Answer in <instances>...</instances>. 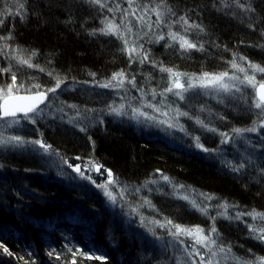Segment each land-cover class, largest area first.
I'll return each instance as SVG.
<instances>
[{
    "label": "trees",
    "instance_id": "trees-1",
    "mask_svg": "<svg viewBox=\"0 0 264 264\" xmlns=\"http://www.w3.org/2000/svg\"><path fill=\"white\" fill-rule=\"evenodd\" d=\"M104 2L114 9L119 5V10L109 12L85 0H26L27 15L22 20L16 15L17 0H0L4 21L0 35L12 36L0 41V48L10 45L0 52V69L11 68L0 72V86L11 84L12 73L24 88L39 84L46 90L55 86L54 77L64 81L56 93L48 94L34 123L24 117L15 118L20 122L12 127L0 122V136L40 140L54 150L44 153L31 143L0 146V264H71L69 249L93 256L77 255L76 264H183L167 242L159 241V231L175 230L173 224L199 226L206 234L214 225L218 234L211 235L217 245L230 247L226 252L238 264H255L264 257V243L254 239L248 225L260 227L264 221L235 216L253 208L264 212V142L254 138L250 143L232 131L263 120L252 104V89L214 97L197 84L184 99L175 100L174 90L164 92L173 79L160 67L187 74L181 76L187 88L189 76L200 77L204 72L243 76L230 64L237 53V63L251 75L247 61L264 66V48L260 47L264 45V0H240L254 11L239 8L235 0H166L175 15L166 13L164 24L140 35L139 30L126 29L135 23L130 13L147 11L156 21L151 9L160 0H134L132 8L128 0ZM180 16H186L189 24L201 25L203 31H185L183 23H172ZM105 19L120 26L130 46L143 45L140 51L148 54V61L140 64L135 53L130 60L128 52L122 51L123 41L115 35L90 34L103 27ZM167 24L171 31L203 45V50L181 49L168 36ZM160 35L164 40L157 42ZM32 51L37 53L31 58L32 68L13 58H27ZM239 56L247 61H240ZM121 70L127 83L135 76L136 87L130 83L125 87L129 98L145 94L160 110L171 103L174 110L188 113L175 119L181 125L178 138L158 133L150 118L131 119L111 111L118 104L116 92L99 84ZM256 82H264V73H256ZM19 93H25L24 89ZM221 133H228L227 143L222 142ZM197 137L209 151L196 150ZM69 164L79 165L91 179L80 178ZM233 166L239 171H233ZM106 170L113 174L114 192L110 187L107 191L113 193L115 204L105 189L97 187L110 179ZM181 191L193 193L196 201H192L206 207L207 215L191 208L189 200L179 196ZM224 204L229 207H220ZM5 247L12 255L4 252Z\"/></svg>",
    "mask_w": 264,
    "mask_h": 264
},
{
    "label": "snow or ice",
    "instance_id": "snow-or-ice-1",
    "mask_svg": "<svg viewBox=\"0 0 264 264\" xmlns=\"http://www.w3.org/2000/svg\"><path fill=\"white\" fill-rule=\"evenodd\" d=\"M85 2L90 3L92 5H99L101 9L103 8H108L109 12H114L116 10H119V5L116 6V8H110L108 7L107 3L104 2V0H85ZM134 3V0H128L129 8H132ZM235 3L238 5L239 8L244 9L246 11H254L253 8L250 6H246L244 3H241L240 0H235ZM228 5L226 4L225 7ZM9 14L11 13V9H8ZM152 12L155 13L156 15V21L155 24L159 26L160 24L165 23V14L166 13H171L172 15H175L171 7H168L166 5V0H160L158 4H156L155 7L151 9ZM132 15H135V9H133ZM16 15H19L21 19H25L27 15V9H26V0H17V12ZM125 15H128L127 10H125ZM139 20H143V17H138ZM4 23L3 19H0V25ZM101 23L104 25L103 27L99 29H94L92 31V35H95L96 32H100L103 35H115L118 39L122 40L124 43V49L128 52L129 59L133 60V53L136 54L135 58L139 59V63L143 64L145 61H148V54L146 52H141L140 49L143 48V45H140L139 48L130 46L129 41L121 34L120 32V26L115 24L114 21L105 19L102 20ZM172 23H183L186 28L185 31H187L189 28H199L201 31H203V28L201 25L198 24H189L188 19L186 16H180L177 21H173ZM151 24L148 25L149 28H151ZM170 30L168 32V36L172 41H178L179 46L181 49L187 51L190 49H198V50H203V45H197L196 43L190 42L185 36L180 35L178 32H173L171 31V24L166 25ZM251 26V25H250ZM128 31L130 32L131 29L129 28ZM261 35H264V31L261 32ZM12 39V36L9 34L8 36H3L0 35V41H7ZM159 40H164V35H160L157 37V42ZM133 45L135 42H132ZM168 47H171L172 45H166ZM10 45L5 43L3 45V48H0V52L4 51V49L9 48ZM260 47L264 48V45H260ZM14 52L16 51H23V50H17L14 49ZM37 55L36 51H32L30 55L27 58H24L21 55H16L13 58L17 60L19 64L22 65H27L29 68L34 67V65L31 62V58L33 56ZM237 53L233 54V59L230 61L231 67L233 69H236L238 72L244 73L243 79H241L239 76L232 75L229 76L228 72H221L218 74H213V73H208L204 72L202 76L200 77H194V76H189L188 77V86L187 88H184V85L180 83L179 78L181 76H185L187 74L185 73H180L174 71L172 68H167V67H160L161 72H166L169 74V78H175L173 80V83L171 86L166 87L164 92H172L173 88H179L182 89L183 91H187L188 89L195 88L197 87L196 84H194L192 81L194 79L199 81V87L201 88H214L218 92L223 91L226 93H230L233 88L237 92L241 91V88L238 85H244L246 88L251 87L252 89V104H254V107L259 111L258 115L260 117H264V82H261L259 86L257 87V82H256V73H264V66H261L260 64L253 63L251 61H247V58L244 56H239L240 61H247L248 68L252 70V74L249 75L248 72L245 70L244 67H242L240 64L237 63ZM153 65L155 66V61H152ZM35 67H39L38 65H35ZM11 68H4L0 69V72H10ZM43 71V69H41ZM49 75L52 76L53 74L49 72ZM90 75L95 76L94 73H91ZM229 81H235L237 83H227L225 82V79ZM56 83L54 87L47 88L46 90H43L41 88V85L35 84L32 85L30 88H24L23 83H20L19 85L17 84V77L15 73H12L11 75V84H5L3 86H0V100H2V103H0V122H3V126L5 127H12L13 125L19 124V120L15 119L17 117L18 113H23L24 119L26 120H32V122H35L34 116H38L43 112V109L39 108V105L44 104L45 101L48 99V94L49 93H56L57 89H59L64 83L63 80H60L56 77ZM126 79V74L121 70L120 72L114 73L113 76L111 77L110 80L107 82L100 83V87L104 88H111V87H124V82ZM113 81H116L115 84H113ZM128 83H130L133 87H136L135 83V76L131 78V80H128ZM21 89H24L25 92L29 93H34L31 95H19V92ZM153 95H156L155 90L152 91ZM164 93H161L163 95ZM177 96L180 97V99H184V96L182 92H176L175 93ZM146 107L154 108V110H159L155 107V105L152 104H146ZM69 107L75 108V105H69ZM122 107L121 109H116V108H111L112 112H115L117 115L122 114ZM62 111V109H60ZM178 115L182 116H187V112H180L179 109L175 110ZM134 113H138L139 115H144L146 116V113L140 112L138 109H133ZM33 114V115H30ZM166 115V113H165ZM12 118V119H9ZM198 124H201L204 127H207L204 125L203 121L197 119L196 121ZM170 127L172 126L171 124L169 125ZM260 127H264V120L261 121ZM210 131H216V129H209ZM81 131H86V128H81ZM237 136H240L244 132H256L257 131V122L253 121V125L251 127L247 128H235L232 130ZM222 136V142L227 143L228 140L230 139L228 133H221ZM91 139V137H89ZM25 143H31L33 145H39L40 149L44 150V153L51 154L54 150H52L51 145H48L40 140H33L30 142H26L22 139L21 136L19 135H13L9 137H3L0 136V146H7V145H12V146H22ZM196 146L200 147L203 151H209V149L204 148L202 144L199 143V137L196 138ZM67 163V161H65ZM69 168H72L74 172L77 173V175L82 178V179H91L90 176H85L84 172L81 171V168L79 165H76L73 167V165L69 164ZM240 167H243L241 165ZM91 170V169H89ZM233 171H239L238 167L233 166L232 168ZM97 171H99V168H97ZM108 172L109 180L107 184H111L114 181L111 179L112 177V172L111 170H106ZM163 179L165 181H168L169 178L167 176H164ZM92 183H95L93 180ZM107 184H102V185H97V187H100L102 189H105L104 194L109 198L110 201H112L113 204L116 203L115 197L112 195L110 191H107ZM182 187V186H181ZM184 199H187V197H184ZM207 199H212V197H207ZM192 206L196 207L201 213L207 215V208L206 207H200L198 206L195 201H192ZM220 207L223 208H228L229 205L224 204L221 205ZM219 215L226 216V213H219ZM242 216H249L252 218V220H262L264 221V212H259L255 208H253L251 211L243 212L240 213L238 212L235 216V219H240ZM210 219L215 220L216 217H209ZM230 218V217H229ZM167 224H172L171 221H167ZM164 226V225H161ZM173 228H175V232H171L170 234L174 238H178L180 235H187L193 238L195 245H200L201 247L207 248L209 252H211L212 256L216 255V252L212 250V246L217 245V241L212 238L211 233H217L216 227L213 225L210 229V234H204L205 230L203 228H200L197 226L196 228H183L180 225H172ZM250 231L252 234H254V239L261 241L264 243V226H256L253 224L248 225ZM0 247H3L0 245ZM219 251L225 252L231 251V248L225 249L222 245H217ZM70 252H72L73 259L71 261V264H76L75 257L77 255L83 256L87 259H93V256L88 255L87 253H84L83 251L77 250L73 251L72 249H69ZM187 251V250H186ZM193 251L197 254L200 255L199 251L193 246ZM4 252L7 253L8 255H12L11 252L5 247ZM49 256L53 255V252L48 253ZM189 256L192 255L191 252L188 253ZM57 259H60V256L57 255ZM97 260H103L106 259V257L103 256H95L94 257ZM23 259V257H21ZM234 259H236L234 257ZM200 262L201 264H205L204 257L200 256ZM25 264H27V261H25ZM34 264V262H33ZM207 264H213V261L210 259L207 261ZM242 264H253L252 261H243ZM255 264H264V257L257 258V261Z\"/></svg>",
    "mask_w": 264,
    "mask_h": 264
},
{
    "label": "rangeland",
    "instance_id": "rangeland-1",
    "mask_svg": "<svg viewBox=\"0 0 264 264\" xmlns=\"http://www.w3.org/2000/svg\"><path fill=\"white\" fill-rule=\"evenodd\" d=\"M129 13H128V15H129ZM132 16L135 19V23L133 25H130V26H126V25L125 26H126L127 30L129 28L131 29V31L133 30V28L135 30H139L138 35H140V33H146L147 31L149 32V30H150V28L148 27L149 24L152 25L151 27H153V29L157 27V25H155V21L153 20L154 15H151L147 11H144V12L143 11H140V12L135 11V15H132ZM138 17H143V20H139ZM130 39L133 40V37L130 36ZM229 76H231V75H229ZM243 77H244V75L240 76L241 79H243ZM172 79L174 80L175 78H172ZM182 79L183 78H181V77L179 78V81L181 84H183ZM225 82L230 83V84L237 83L235 81H229V80H227V78L225 79ZM127 84L128 83L125 80L123 88L113 87V89H112L114 92H116V95L119 99L117 101L118 104L116 106V109H121V106H123L122 107V114H120V115L124 114V116L129 117L131 119H139V120H144V121L145 120L148 121V118H150L152 120L151 122H152L153 128L155 130H157L158 133L162 134L165 137L168 136V137L172 138V136H173V137L178 138L179 137L178 136V127L180 128L181 125L176 120H177V117H179L180 115L175 113V110L172 108L171 103H166V106L163 110L159 109V108H161L160 106H159V108H157L155 106L157 109H159L158 111L154 110V108L146 107L145 106L146 104L154 105V103H152L153 100L151 101V96L149 97L148 95H145V94L144 95H142V94L135 95L136 93H134L135 96L133 98H131V96H130V98H129V95L125 89ZM197 84L199 85V81H197L196 85ZM238 86L241 88V90H244V89L250 90L251 89V87L246 88L244 85H238ZM184 88H185V86H184ZM108 89H110V88H108ZM173 90L175 93L176 92H184V93H182L184 96L185 93L189 89L187 91H183L182 89H179V88H173ZM203 90H205L206 94H208L207 96H209L210 93H211V96H214V97L219 96V95L224 96L225 94H227L226 92H223V91L218 92L214 88H203ZM233 90H235V88H233L232 91ZM173 95H174L175 100H181L180 97L177 96L176 94H173ZM115 101H116V99H115ZM133 109H138L140 112L146 113L147 115L144 116V115H139L138 113H134ZM48 110H46L45 112H48ZM259 111L260 110H258V113H259ZM165 113H166V115H165ZM30 115H33V114H30ZM258 117H260V116H258ZM261 118L264 120V117H261ZM261 121L262 120H256V122H257V131L256 132H244L240 136H237V137L238 138H245L250 143L254 141V138H257L259 140V143H262V141L264 142V127L259 126ZM170 124L172 125L171 127L169 126ZM148 125H149V123H148ZM201 144H202V142H201ZM196 150H198V152H200V151L204 152L200 147H197ZM254 154H255V152H254ZM75 166L76 165H74V167ZM81 167H82V165H81ZM107 182L108 181H106L104 184H107ZM159 184H161V183L158 182V185ZM162 186H166V185L162 184ZM109 187L111 189V184H107V188H109ZM111 190H113V189H111ZM113 192H114V190H113ZM112 195H113V193H112ZM179 196L183 197V198L187 197V200H189V202H190V203L188 202L189 206L191 208L193 207L191 202L193 199L196 201V198H195L193 193H190V191H181ZM193 208H196V207H193ZM160 232L161 231H159V235H158L159 241L160 242L162 241L164 244H165V242H167L168 243L167 246L169 247V249L176 254L178 259L180 258L179 262H181L183 264H201L200 256L204 257L205 264H207V261L210 259L213 261V264H234V263L238 264L239 263L238 259L235 256L229 255V253L226 251L225 252L219 251V249L216 245L212 246V250L214 252H216V255L212 256L211 252H209L207 248L201 247L200 245H195L193 238L190 236L180 235L178 238H174L170 233L175 232V230H170V229L164 231L162 234ZM206 233L207 232H204V234H206ZM193 246H195V248L199 251L200 255H197L193 251ZM189 252L192 253L191 256L188 255ZM234 257L236 259H234Z\"/></svg>",
    "mask_w": 264,
    "mask_h": 264
},
{
    "label": "water",
    "instance_id": "water-1",
    "mask_svg": "<svg viewBox=\"0 0 264 264\" xmlns=\"http://www.w3.org/2000/svg\"><path fill=\"white\" fill-rule=\"evenodd\" d=\"M31 94H34V93H26V92L25 93H19V95H31ZM48 98H49V95H48ZM47 100L45 101L44 104L39 105V108L43 107L47 103ZM0 103H2V100L0 101ZM17 117H24V115H23V113H18Z\"/></svg>",
    "mask_w": 264,
    "mask_h": 264
},
{
    "label": "bare ground",
    "instance_id": "bare-ground-1",
    "mask_svg": "<svg viewBox=\"0 0 264 264\" xmlns=\"http://www.w3.org/2000/svg\"><path fill=\"white\" fill-rule=\"evenodd\" d=\"M257 85L259 86V84H257ZM258 86H257V87H258Z\"/></svg>",
    "mask_w": 264,
    "mask_h": 264
}]
</instances>
